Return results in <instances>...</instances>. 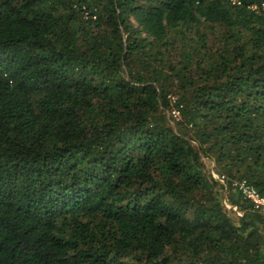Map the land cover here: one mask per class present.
I'll list each match as a JSON object with an SVG mask.
<instances>
[{
	"label": "trees",
	"instance_id": "trees-1",
	"mask_svg": "<svg viewBox=\"0 0 264 264\" xmlns=\"http://www.w3.org/2000/svg\"><path fill=\"white\" fill-rule=\"evenodd\" d=\"M237 179L264 0H0V264H264Z\"/></svg>",
	"mask_w": 264,
	"mask_h": 264
},
{
	"label": "built area",
	"instance_id": "built-area-1",
	"mask_svg": "<svg viewBox=\"0 0 264 264\" xmlns=\"http://www.w3.org/2000/svg\"><path fill=\"white\" fill-rule=\"evenodd\" d=\"M171 99L174 100L175 97L171 96ZM170 114L174 119H176V121L180 119L179 111L176 108L172 109L170 111ZM213 175L219 178L220 180L226 179V176L224 174L216 175L213 172ZM232 186L240 192L244 200H247L251 204L252 209L264 219V194H261L255 188V186H253L246 179L234 180L232 182Z\"/></svg>",
	"mask_w": 264,
	"mask_h": 264
},
{
	"label": "rangeland",
	"instance_id": "rangeland-1",
	"mask_svg": "<svg viewBox=\"0 0 264 264\" xmlns=\"http://www.w3.org/2000/svg\"><path fill=\"white\" fill-rule=\"evenodd\" d=\"M167 116L170 118V122H171L172 124H175V123H176V119H174V118L171 116L170 112H168ZM211 169H212V171H213L216 175H221V174H223V173H221V172H218V171L216 172L215 170H213V167H212ZM226 193H227V190H222V191H221V195H220L221 200H222L223 204L225 205V207H227V206L229 205V204L227 203V201H226ZM239 213H242V211L240 210Z\"/></svg>",
	"mask_w": 264,
	"mask_h": 264
},
{
	"label": "bare ground",
	"instance_id": "bare-ground-1",
	"mask_svg": "<svg viewBox=\"0 0 264 264\" xmlns=\"http://www.w3.org/2000/svg\"><path fill=\"white\" fill-rule=\"evenodd\" d=\"M225 175V174H224Z\"/></svg>",
	"mask_w": 264,
	"mask_h": 264
}]
</instances>
